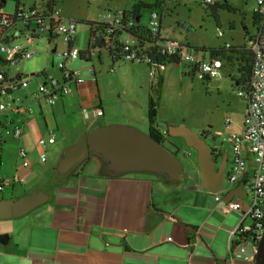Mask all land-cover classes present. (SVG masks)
I'll use <instances>...</instances> for the list:
<instances>
[{
  "label": "crops",
  "instance_id": "obj_1",
  "mask_svg": "<svg viewBox=\"0 0 264 264\" xmlns=\"http://www.w3.org/2000/svg\"><path fill=\"white\" fill-rule=\"evenodd\" d=\"M0 3L6 5L4 0ZM54 39L51 47L46 46L44 50L52 67L55 58L50 55L55 48L62 47L57 38ZM89 42L90 33L84 41L78 31L73 44L81 52L86 51L84 57H79L81 61L92 60L98 51L99 67L85 65L78 59L69 62L68 67L78 72L82 82L72 84V92L55 105L49 106L34 98L37 89L31 86L32 81L28 88L20 91L25 103L32 108L22 122L24 132L20 138L4 131L7 121L9 128L13 125L11 121L19 122L17 115L9 113L0 119V136L10 135L18 147L14 166L9 167L8 157L0 166L4 171L0 181L5 179L0 189V235H7L6 243L0 242V264H255L251 259L237 256L234 250L233 231L240 222L241 213H228L222 207L229 201V194L232 200L249 202L246 179L232 184L226 177L225 188L218 193L203 188L196 154L187 151L185 146L181 151L186 154L188 167H185L186 179L180 184L167 182L151 173L110 175L93 157L76 170L75 176L55 188L59 178L53 167L59 155L80 135L97 126L126 123L148 128V132L151 128L160 131L170 143L183 139L170 136L168 130L171 125L185 122H175L168 117L165 129L159 126L161 116L157 111L151 123V92L139 100L127 92L115 98L110 91L102 90L106 87V72L111 63H120L115 70L117 73L125 61H114L107 49L90 48ZM103 51L111 59L107 68L102 62ZM46 71L51 72H42ZM54 73L61 71L54 70ZM146 99L150 100L148 104ZM97 109L104 113L95 116ZM50 129L54 130L56 141L47 148V160L42 162L37 140ZM21 147L28 153L29 166H24L19 157ZM54 148L56 151L51 152ZM48 150L57 155L55 160L49 157ZM49 158L52 162L45 167ZM222 166L228 173L229 166L217 162V168ZM35 188L47 192L49 199L23 216L9 217L12 201ZM215 194L221 195L223 200L217 201Z\"/></svg>",
  "mask_w": 264,
  "mask_h": 264
},
{
  "label": "built area",
  "instance_id": "obj_2",
  "mask_svg": "<svg viewBox=\"0 0 264 264\" xmlns=\"http://www.w3.org/2000/svg\"><path fill=\"white\" fill-rule=\"evenodd\" d=\"M254 1L255 30L249 34L244 45L236 46L246 48L253 59L250 81L238 92L246 101L244 121L240 131L230 132L227 136L219 131L217 136L227 138L231 145L232 157L228 181L235 184L246 179L245 189L250 194L248 203L234 199L222 205L226 212L238 211L242 215L233 231L234 250L237 256L255 262L258 243L264 233V0ZM214 4L215 0H201L204 8ZM3 7L4 5L0 3V119L7 117L9 113L17 115L19 122L11 121L13 130L9 128L7 121L4 131L11 133L15 138H20L24 132L22 122L32 112V108L25 103L20 91L28 88L32 79L39 74L13 77L6 71V67H12L22 60L35 56L38 48L33 47V43L37 36L43 34L48 36L45 44L48 48L51 47L54 37H60L66 47L62 50L55 48L53 55L58 61L54 64L61 73L56 76L44 72L43 80L39 81L38 88L33 93L35 99L42 100L49 106L55 105L60 98L72 92V84L78 85L82 82L78 72L68 67L69 62L81 56V50L73 44L79 21L60 15L56 5L53 6L50 0H36L33 5L22 4L13 13L6 12ZM94 21L105 26L107 34L104 43L114 46L116 39L119 40L122 61L147 63L152 78L158 77L166 70L168 63L158 59L163 56L177 57L176 63L179 64L183 62L191 64L194 75L201 80H211L220 76L225 67L226 59L212 57L207 60L199 57L186 43L167 33L163 28L162 13L156 9H150L148 17L143 20L141 18L140 25L132 16L125 17L124 11H106ZM219 35L223 36V32L219 31ZM22 36L26 38L25 42H14ZM142 36L144 38H141ZM97 39L98 36L92 38V42ZM233 47L231 43H226L224 46L227 51ZM115 65L112 66L111 71L116 70ZM103 113L102 109L95 110V116ZM231 123L227 120V129L231 127ZM55 141L56 134L52 129L38 138L37 147L42 162L47 160V148ZM18 154L23 165L29 166L26 149L21 147ZM251 161L254 164L252 169ZM21 180L24 181L23 178ZM1 182L4 183L5 179L0 181V189L3 186ZM215 196L217 201L223 200L221 195L215 194Z\"/></svg>",
  "mask_w": 264,
  "mask_h": 264
},
{
  "label": "rangeland",
  "instance_id": "obj_3",
  "mask_svg": "<svg viewBox=\"0 0 264 264\" xmlns=\"http://www.w3.org/2000/svg\"><path fill=\"white\" fill-rule=\"evenodd\" d=\"M21 1L22 4L28 5H33L36 2V0ZM139 1L152 5V8L142 9V20L148 17L150 9L158 10L164 15L163 24L166 32L180 42L190 44V50L199 57L205 56V59L212 55V48H223L226 43H231L234 46L244 45L249 34L255 30L254 0H215L216 4L208 8L201 5V0H55V4L60 15L79 21L78 31L82 33L83 40L86 41L90 33L88 21L97 20L99 15L106 11H131L132 7ZM3 8L6 12L13 13L16 9V3L13 0H6V5ZM20 27L21 25H19ZM219 31L223 32V36L219 35ZM56 38L57 43L62 45L59 47L60 50L65 48L66 45L62 43L61 38ZM47 39L46 34L37 36L33 47L38 48V53L31 59L22 60L12 67H6V71L11 75L39 74L31 82L34 90L38 88L39 81L44 78L42 71L51 70V72H46L56 76L60 74L54 73V70H59L58 67H52L51 61L44 55V50H47L45 45ZM25 41L24 36L14 40L15 43ZM50 56L53 58V53ZM101 56L103 65L107 68L111 60L109 54L103 51ZM98 57L99 53L96 51L92 60L81 61L78 58V61L90 66L95 64L97 67ZM237 61L235 56L230 61L226 59L221 75L211 80L199 79L192 72V65L186 62L179 65L168 63L161 76L155 78L151 77L147 63L123 62L121 70L116 73L111 71L113 65L110 62L109 72H106L108 81L102 90L110 91L115 98L118 95L124 96L127 92V95L137 97L139 100L148 96L149 91L161 116L158 121L160 127L166 129L168 117H171L174 118L175 122H185L191 129L200 134L203 130H211L220 131L224 136H227L230 132L240 131L246 107L245 99L238 94L246 85L237 84V81L241 80L242 77ZM54 62L58 61L55 60ZM119 65L120 63L116 64V67ZM68 66L70 67L69 64ZM142 84L145 86L142 87ZM149 101L146 99L147 104ZM227 120L232 122L229 129L226 128ZM10 128L13 130V127ZM140 129L148 132L146 131L148 128L141 127ZM206 139L212 147L215 144L219 145L223 138L217 137L214 142L210 138ZM176 141L180 143L179 147L167 140L163 141V145L175 152L185 167H188L186 154L181 151L185 142L183 139ZM17 148L14 138H11L10 135L0 136V166L1 161H5L7 157L9 167L14 166L12 163L16 158L14 153H17ZM185 148L187 151L196 154L193 148L187 146ZM55 151V148L51 150V152ZM10 154L14 156L10 157ZM36 154L37 151L34 152V155ZM56 156L55 153H49V157L53 160ZM50 158L45 167L49 162H52ZM3 175L4 171L1 169L0 176ZM54 180L56 179L54 178Z\"/></svg>",
  "mask_w": 264,
  "mask_h": 264
},
{
  "label": "water",
  "instance_id": "obj_4",
  "mask_svg": "<svg viewBox=\"0 0 264 264\" xmlns=\"http://www.w3.org/2000/svg\"><path fill=\"white\" fill-rule=\"evenodd\" d=\"M168 133L183 138L185 146L195 150L202 174L201 186L213 193L223 191L227 172L223 166L217 168L213 148L207 139L185 123L171 125ZM93 157L100 161L103 171L110 175L151 173L173 184H180L186 179L185 165L175 152L155 139L150 132L126 123L104 124L83 133L59 155L53 169L59 179H67L85 160ZM228 197L229 201L233 199L230 194ZM48 199L47 192L35 188L12 201V211L8 216H23ZM6 236L0 235L2 244L6 243ZM255 264H264V233L258 243Z\"/></svg>",
  "mask_w": 264,
  "mask_h": 264
},
{
  "label": "trees",
  "instance_id": "obj_5",
  "mask_svg": "<svg viewBox=\"0 0 264 264\" xmlns=\"http://www.w3.org/2000/svg\"><path fill=\"white\" fill-rule=\"evenodd\" d=\"M13 1H15L16 3L15 10H17L22 5V1L21 0H13ZM50 3L53 4V6L56 5L55 0H50ZM148 7L152 8V5L144 1H139L132 7L131 11H124L125 17H127V15L132 16L134 19L138 21V24L140 25V21L143 16L141 11L143 8H148ZM87 23L90 26V42H89L90 45L89 47L97 48L98 46H100L101 48L107 49L110 52V55L114 61L120 60V57H121L120 50L121 49L119 47L120 46L119 40L116 39V42H114V46H112L111 44L107 45L106 43L103 42L107 34L105 26L96 21H88ZM97 36H98V39L92 42L93 41L92 38L94 37L97 38ZM113 38L114 37H112V39ZM141 38H144V36H142ZM211 52H212L213 57H220V58L228 59V60H232L235 56L236 59L238 60L237 62L239 63V69L242 74L241 80L237 81V84L247 85L249 83L253 59H252L251 53L246 48H244L243 46L240 48L233 47L230 49V53H227V50L225 48H212ZM85 53L86 51L81 52V56L83 55L84 57ZM158 59L164 63L178 62L177 57L163 56V57H158ZM151 104L152 105L150 106V118H151V123H153V118L157 115V109L153 101L151 102ZM149 132L155 139H157L159 142H162L163 136L160 131H156L155 129L151 128ZM87 160H85L83 164H85ZM75 175H76V171H74L67 179H59V182L55 184V188L60 184H65L70 177H73Z\"/></svg>",
  "mask_w": 264,
  "mask_h": 264
},
{
  "label": "flooded vegetation",
  "instance_id": "obj_6",
  "mask_svg": "<svg viewBox=\"0 0 264 264\" xmlns=\"http://www.w3.org/2000/svg\"><path fill=\"white\" fill-rule=\"evenodd\" d=\"M201 135L205 138H210L213 142L218 137L217 132L211 131V130H203L201 132ZM162 136H163V134H162ZM163 141H166L164 139V136L162 137V143H163ZM172 144L177 145V147H179L178 143H176V142H172ZM212 148H213V152H214V157L217 160V162L220 163V161H221V165L225 164L226 167L229 166V168H230L232 150H231V145H230V142L228 141V139L223 138L219 145L215 144L212 146ZM228 172H229V169H228ZM185 174H187V171Z\"/></svg>",
  "mask_w": 264,
  "mask_h": 264
}]
</instances>
